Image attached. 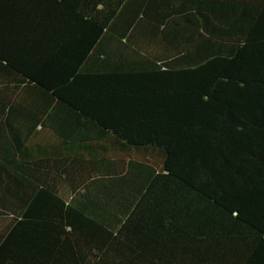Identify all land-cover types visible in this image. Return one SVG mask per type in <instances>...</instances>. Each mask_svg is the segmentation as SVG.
<instances>
[{"label":"trees","instance_id":"trees-1","mask_svg":"<svg viewBox=\"0 0 264 264\" xmlns=\"http://www.w3.org/2000/svg\"><path fill=\"white\" fill-rule=\"evenodd\" d=\"M0 264H264V0H0Z\"/></svg>","mask_w":264,"mask_h":264}]
</instances>
